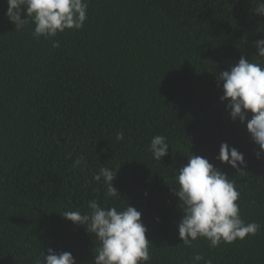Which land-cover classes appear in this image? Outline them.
I'll return each instance as SVG.
<instances>
[{
    "label": "trees",
    "instance_id": "16d2710c",
    "mask_svg": "<svg viewBox=\"0 0 264 264\" xmlns=\"http://www.w3.org/2000/svg\"><path fill=\"white\" fill-rule=\"evenodd\" d=\"M260 2L88 0L84 27L52 38L53 48L32 23L15 31L0 0V264H36L49 248L94 264V235L62 216L89 212L93 200L142 214L148 264H193L197 253L264 264V155L231 119L218 79L242 56L264 64L255 57ZM156 135L170 146L160 161L148 150ZM222 143L244 155L240 172L217 159ZM191 154L233 179L241 218L261 225L255 236L183 244L175 177ZM78 157L85 163L74 167ZM103 167L117 172L120 197L106 198L108 185L94 180Z\"/></svg>",
    "mask_w": 264,
    "mask_h": 264
},
{
    "label": "clouds",
    "instance_id": "9594fccd",
    "mask_svg": "<svg viewBox=\"0 0 264 264\" xmlns=\"http://www.w3.org/2000/svg\"><path fill=\"white\" fill-rule=\"evenodd\" d=\"M6 16L15 31L24 30L26 25H35L32 36L51 40L53 48H59V40H52L66 30H80L87 20L88 0H7ZM255 12L264 15V0ZM22 16L25 18L22 19ZM257 55L264 59V39L255 42ZM222 82V102H227V110L233 121L246 123L252 141L258 145L257 159L264 155V64L249 62L241 57L229 71L218 75ZM251 118H249V114ZM116 139H124L123 131L116 133ZM169 144L163 135L151 139L149 151L160 161L168 154ZM217 159L240 172L246 166L244 155L236 148L222 143ZM85 163L78 157L74 167ZM117 172L108 167L100 169L94 180H103L108 185L107 197H120L113 186ZM178 187L176 195L183 211L178 225L179 238L183 244L192 247L193 241L203 238L211 248L221 243L232 244L255 236L261 228L256 222H245L240 215L239 192L233 179L217 170L206 158L191 154L188 163L182 166L175 177ZM147 195V194H146ZM89 212L65 211L63 217L76 225L85 226L93 234L98 244L95 248L94 264H148L151 260L147 227L142 222V214L126 203V207L101 205L93 200L88 203ZM48 254L36 264H76L70 252L57 253L49 248ZM212 264L210 259L199 253L192 257L193 264Z\"/></svg>",
    "mask_w": 264,
    "mask_h": 264
}]
</instances>
